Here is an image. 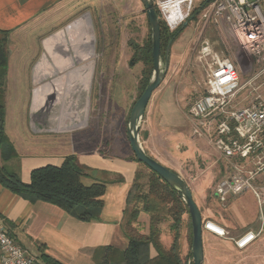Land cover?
Segmentation results:
<instances>
[{
    "label": "rangeland",
    "instance_id": "1",
    "mask_svg": "<svg viewBox=\"0 0 264 264\" xmlns=\"http://www.w3.org/2000/svg\"><path fill=\"white\" fill-rule=\"evenodd\" d=\"M76 2L77 4L70 9V14L69 9H62L48 23L41 25V32H43L38 41L39 57L35 63L32 83L29 82L25 74L23 77L19 73V76L22 77L17 79L16 87L4 88L9 113L8 121L5 119V126L11 134L15 135L17 132V142L22 143L26 153H30L28 151H30L33 132L39 130L43 136H47V132L50 130V133L57 132V139L64 134L68 137L71 136L78 141L77 143L86 144L88 150L93 149L123 155L124 152L126 153V145L128 146L126 128L131 109L144 90V79L150 77L153 72V64H145L135 52V45H142L151 36L148 17L142 0H80ZM85 15H88L91 23L94 54L85 61L76 63L73 69H68L64 73L74 72L80 67L87 70L92 68L91 85L86 90L87 107L84 111L86 117L80 121L74 118L73 122L67 124L66 122L72 120L73 116L76 118L79 116L72 112V118H67V121H64V125L68 126L58 127L49 117V115H57L55 112L49 113L48 111L51 101L46 96L45 90L49 89L50 84L44 79L36 83L35 71L47 51V42ZM202 26V22H198L197 19L190 20L185 27L182 26V32L173 41L170 49V65L165 79L187 85L182 105L187 110L191 120L190 135L204 138L209 143L206 134L202 136L196 132L195 121L189 114L190 104L195 96L204 89V73L196 59L201 40L208 39L213 43L216 50L229 55L238 64L241 80L244 84L240 94L237 95V100H234L238 105H252L257 99H264V85H260L264 78L251 84H245L255 71L256 65L244 52L232 31L213 25H208L202 29ZM36 37L37 34L34 38ZM58 46L59 43L56 47ZM173 47L174 54L172 56ZM131 61H134L133 65ZM205 133H208V130ZM146 134L144 132L145 137ZM65 141L68 142V139L61 143L63 144ZM116 142L120 143L118 148ZM162 146L164 145L158 143L154 145L156 148L154 150L159 153V157L161 156L160 151L163 150ZM185 148L187 153L184 161L191 164L195 156L189 145ZM168 160L170 161V158ZM200 160L199 165L193 169L189 168L194 177L198 176L197 179L206 178L212 170H207L210 165L206 164L203 159ZM165 161L169 162L166 159ZM170 162L174 164L172 160ZM139 167L148 173L143 166ZM199 184L191 181V186L196 193L193 197L203 214V223L210 220L220 227L232 223L231 227L240 229V231L236 230L235 234L231 232L235 235L234 238L230 237L231 234L220 236L203 229L205 235L203 238L208 245L213 240L222 243L216 250L218 255L214 258L207 257L206 262L204 258V264H264V231H262V222H260V219L264 218V216L261 217V209L264 213V180L256 182L257 186L262 188L260 190L262 206L258 198L257 204L252 198L255 196L254 193L247 190L242 193L246 194L243 197L246 200L242 203L243 209L240 212L235 211L236 213L231 211L229 205L232 200L239 196L231 198L226 204H222L214 197L215 194L213 193L216 187L214 183L207 192V199L204 201L197 196L196 188L199 187ZM248 196H250L249 199ZM190 223L189 214L185 215V225L182 229L186 252L191 245ZM256 224L259 225L257 231H259L258 235L260 236L246 248H238L235 240L244 231H253V228L257 226ZM162 228L165 232L162 234V239L165 240L166 244H170L171 237L167 232V224H162Z\"/></svg>",
    "mask_w": 264,
    "mask_h": 264
},
{
    "label": "crops",
    "instance_id": "2",
    "mask_svg": "<svg viewBox=\"0 0 264 264\" xmlns=\"http://www.w3.org/2000/svg\"><path fill=\"white\" fill-rule=\"evenodd\" d=\"M76 1L80 0H0V30L9 31V59L5 87H16L17 79L24 77V74L32 83L35 63L39 57L38 41L43 32H41V25L48 23L62 9H69L70 14V9L77 4ZM35 34H37L36 38H34ZM173 54L174 47L172 56ZM19 73L22 76H19ZM186 89L187 85L175 83L167 78L163 81L160 87L153 92L146 108L141 124L140 139L144 149L151 156L187 181L193 196L196 193L191 186V181L200 183L196 188L197 196L205 201L211 185L217 184L222 177L228 175L232 171V167L204 138L190 135L191 120L182 105ZM6 111V120L8 121L7 100ZM21 113L23 114V112ZM35 123L38 122L35 121ZM5 131L14 143L18 156L2 162V164L17 172L24 182L30 181L33 169L49 164L61 165L64 158L71 154L76 155L79 164L86 167L85 174L81 178L84 184L106 182L103 210L100 218L92 221L80 220L61 207L43 200L35 202L27 200L0 183V223L27 249L37 264H49L42 257L40 244L46 246L45 254L63 264H99L103 247L112 246L121 251L128 246L129 240L124 229L125 208L127 195L133 184L139 163L131 159L133 151L127 138V129L128 146L126 145V153L124 152L123 155L88 150L86 144L77 143L78 141L71 136L68 137L64 134L57 139V132L50 133V130L47 132V136H43L39 130L33 132L30 151H28L30 153H26L22 143L17 142V132L15 135L11 134L6 126ZM144 132L147 133L146 137ZM66 139L68 142L65 141L62 144L61 142ZM116 143L118 148L120 143ZM156 143L164 145L162 146L163 150L160 151V157L159 153L154 150ZM187 145L195 156L191 164L184 161L186 160L185 146ZM169 158L174 164L168 160ZM165 159L169 162H166ZM200 159L210 165L207 170H212L206 178L197 179L198 176L194 177L189 168L193 169L199 165ZM245 195L241 194L230 202L231 211L234 213L242 211V203L246 201L243 199ZM214 197L216 198V196ZM249 198L250 196H248ZM252 198L257 204V197L253 196ZM262 215L264 216V213ZM260 222H262V231H264V218L260 219ZM139 225L143 232L147 231L148 214L141 213ZM231 225L232 223L222 227L226 235L231 232L235 234L236 230L240 231ZM256 225L253 231H257L259 225ZM246 232L244 231V233ZM234 234H231L230 237L234 238ZM203 236H205L204 233ZM162 241L166 246H169L164 239ZM203 244L205 262L207 257H216L218 255L216 250L222 245L220 241L215 240L210 241L208 245L204 238ZM151 254H156L154 249L151 250Z\"/></svg>",
    "mask_w": 264,
    "mask_h": 264
},
{
    "label": "built area",
    "instance_id": "3",
    "mask_svg": "<svg viewBox=\"0 0 264 264\" xmlns=\"http://www.w3.org/2000/svg\"><path fill=\"white\" fill-rule=\"evenodd\" d=\"M154 6L172 31L194 19L202 22V29L208 25L229 29L256 65L245 84L264 78V0H154ZM196 59L204 73V89L193 99L189 114L196 132L206 134L209 143L232 167L218 181L214 194L226 204L251 190L262 206V188L256 182L264 180V99L246 106L234 101L244 86L239 66L208 39L201 40ZM203 229L226 235L223 228L216 230L210 220L203 223ZM258 234L259 231H247L235 242L245 248ZM0 252L1 264H37L1 223Z\"/></svg>",
    "mask_w": 264,
    "mask_h": 264
},
{
    "label": "trees",
    "instance_id": "4",
    "mask_svg": "<svg viewBox=\"0 0 264 264\" xmlns=\"http://www.w3.org/2000/svg\"><path fill=\"white\" fill-rule=\"evenodd\" d=\"M157 12L160 17L161 49L164 56L168 43L178 38L183 25L172 31L162 20L158 10ZM135 52L145 64H153L151 36L142 45H135ZM8 59L9 31L0 30V183L27 200L32 202L43 200L55 204L80 220L99 219L104 207L106 182L84 184L81 178L86 167L79 164L76 155L66 156L61 165L49 164L33 169L29 182H24L17 172L2 164L18 156L13 142L5 131L4 88ZM150 77L144 79L145 87ZM131 159L138 162L139 166H143L148 173L138 167L127 195L124 229L129 240L128 246L121 251L112 246L103 247L99 264H194L191 249L192 223L189 224L191 245L190 249L185 251L183 225L185 215H188L189 211L181 193L146 164L140 162L134 153ZM141 213H146L149 217L146 232H143L139 225ZM164 223L167 224V232L171 237L169 246L162 241V234L165 233L162 228ZM45 248L44 244H40L42 257L49 264H63L45 254ZM152 249L155 250V255L151 254Z\"/></svg>",
    "mask_w": 264,
    "mask_h": 264
},
{
    "label": "bare ground",
    "instance_id": "5",
    "mask_svg": "<svg viewBox=\"0 0 264 264\" xmlns=\"http://www.w3.org/2000/svg\"><path fill=\"white\" fill-rule=\"evenodd\" d=\"M93 40L91 23L88 15H85L47 42V51L36 68V81L44 79L50 84L49 89L45 90L51 101L48 111L57 115L49 117L58 123H56L58 127L68 126L64 125V121L72 118V112L79 116L77 118L73 116L72 120L66 122L67 124L73 122L74 118L80 121L86 117L84 116L87 107L86 90L91 85L92 68L87 70L80 67L74 72L67 74L64 72L73 69L76 63L85 61L94 54ZM36 110L38 111L37 108ZM214 228L222 230V227L215 223Z\"/></svg>",
    "mask_w": 264,
    "mask_h": 264
},
{
    "label": "water",
    "instance_id": "6",
    "mask_svg": "<svg viewBox=\"0 0 264 264\" xmlns=\"http://www.w3.org/2000/svg\"><path fill=\"white\" fill-rule=\"evenodd\" d=\"M151 31L153 72L150 80L142 94L134 103L127 124V138L136 158L155 171L162 179L169 183L174 189L179 191L185 201L192 223L193 241L192 253L194 264H204V244H203V214L200 211L192 190L187 181L174 170L163 165L151 156L143 147L140 139L141 124L146 112V108L154 91H156L165 80L170 65V49L173 40H170L166 48L165 55L161 49V27L160 17L154 6V0H142ZM187 23L183 25L185 27ZM134 64V61H131Z\"/></svg>",
    "mask_w": 264,
    "mask_h": 264
}]
</instances>
